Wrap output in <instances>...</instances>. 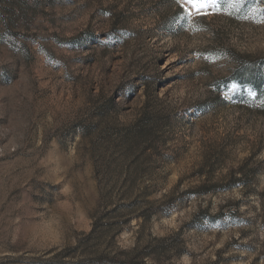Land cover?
<instances>
[{
	"label": "rangeland",
	"instance_id": "374dc122",
	"mask_svg": "<svg viewBox=\"0 0 264 264\" xmlns=\"http://www.w3.org/2000/svg\"><path fill=\"white\" fill-rule=\"evenodd\" d=\"M181 3L0 0V264H264V0Z\"/></svg>",
	"mask_w": 264,
	"mask_h": 264
},
{
	"label": "snow or ice",
	"instance_id": "6c2138e0",
	"mask_svg": "<svg viewBox=\"0 0 264 264\" xmlns=\"http://www.w3.org/2000/svg\"><path fill=\"white\" fill-rule=\"evenodd\" d=\"M177 3H181V0H176ZM226 3L227 0H183L181 3V7L185 8V14L190 15L191 12L189 11L187 6H191V9L194 10L196 13H201L202 10L211 8L213 12H219L221 3ZM207 14V13H205Z\"/></svg>",
	"mask_w": 264,
	"mask_h": 264
}]
</instances>
